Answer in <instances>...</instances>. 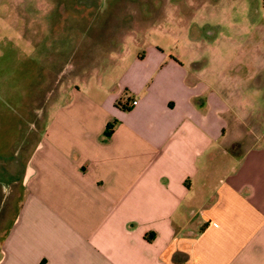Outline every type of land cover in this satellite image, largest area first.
Listing matches in <instances>:
<instances>
[{
  "label": "crops",
  "instance_id": "obj_1",
  "mask_svg": "<svg viewBox=\"0 0 264 264\" xmlns=\"http://www.w3.org/2000/svg\"><path fill=\"white\" fill-rule=\"evenodd\" d=\"M10 30L7 45L0 29V264H264V111L252 108L264 77L226 75L238 67L220 52L199 66L147 44L115 88L39 72L17 94L4 67L15 38L29 58L32 40Z\"/></svg>",
  "mask_w": 264,
  "mask_h": 264
},
{
  "label": "rangeland",
  "instance_id": "obj_2",
  "mask_svg": "<svg viewBox=\"0 0 264 264\" xmlns=\"http://www.w3.org/2000/svg\"><path fill=\"white\" fill-rule=\"evenodd\" d=\"M0 29L7 45L8 35L13 42L10 29H27L32 40L29 58L15 38L17 48L4 67L13 73L17 94L39 72L53 80L61 76L67 82L74 76L115 88L122 66L147 44L183 60L194 55L199 66L220 52L226 63L238 67L226 75L264 77V0H0ZM39 50L45 67L37 59ZM38 89L35 78L33 126H39L34 113L41 106L34 101ZM254 107L264 111V97ZM259 123L264 128V113ZM37 137L38 132L31 133L33 141Z\"/></svg>",
  "mask_w": 264,
  "mask_h": 264
},
{
  "label": "trees",
  "instance_id": "obj_3",
  "mask_svg": "<svg viewBox=\"0 0 264 264\" xmlns=\"http://www.w3.org/2000/svg\"><path fill=\"white\" fill-rule=\"evenodd\" d=\"M119 105L124 108V109H127L128 107H126L125 105H122L120 102H119ZM113 123L114 122H109L107 123L106 125V129H105V136L109 135L111 132H112V129H113Z\"/></svg>",
  "mask_w": 264,
  "mask_h": 264
},
{
  "label": "built area",
  "instance_id": "obj_4",
  "mask_svg": "<svg viewBox=\"0 0 264 264\" xmlns=\"http://www.w3.org/2000/svg\"><path fill=\"white\" fill-rule=\"evenodd\" d=\"M135 103H136V100H133V101H132V104H135Z\"/></svg>",
  "mask_w": 264,
  "mask_h": 264
}]
</instances>
